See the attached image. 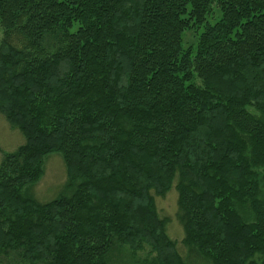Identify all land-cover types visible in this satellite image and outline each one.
I'll use <instances>...</instances> for the list:
<instances>
[{"label": "trees", "instance_id": "obj_1", "mask_svg": "<svg viewBox=\"0 0 264 264\" xmlns=\"http://www.w3.org/2000/svg\"><path fill=\"white\" fill-rule=\"evenodd\" d=\"M0 31V264H189L172 188L189 254L264 264V0H0Z\"/></svg>", "mask_w": 264, "mask_h": 264}, {"label": "rangeland", "instance_id": "obj_2", "mask_svg": "<svg viewBox=\"0 0 264 264\" xmlns=\"http://www.w3.org/2000/svg\"><path fill=\"white\" fill-rule=\"evenodd\" d=\"M195 42L196 35L193 32L184 35L183 43L185 47L187 45H194ZM23 143L24 138L21 133L17 129L12 128L0 114V163L5 154L15 152ZM65 179V166L61 156L58 154L49 155L43 162L42 178L37 184L26 189L27 194L39 204L50 202L58 198L62 193ZM154 199L159 217L167 221L166 233L168 237L176 243L179 255L189 264H208L196 255L192 253L189 254L188 250L181 244L184 234L179 220L175 189L172 188L164 197H154ZM117 257V254H113L109 259V264H118ZM151 258L152 256L149 254L148 249L136 256L137 261H142L144 259L149 260Z\"/></svg>", "mask_w": 264, "mask_h": 264}]
</instances>
